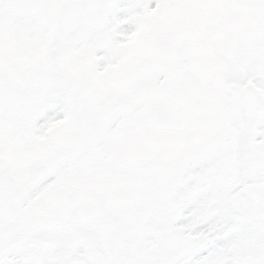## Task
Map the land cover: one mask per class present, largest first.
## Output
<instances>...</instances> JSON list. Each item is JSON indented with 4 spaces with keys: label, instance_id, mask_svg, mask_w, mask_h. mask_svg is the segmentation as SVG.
<instances>
[{
    "label": "snow or ice",
    "instance_id": "1",
    "mask_svg": "<svg viewBox=\"0 0 264 264\" xmlns=\"http://www.w3.org/2000/svg\"><path fill=\"white\" fill-rule=\"evenodd\" d=\"M0 264H264V0H0Z\"/></svg>",
    "mask_w": 264,
    "mask_h": 264
}]
</instances>
